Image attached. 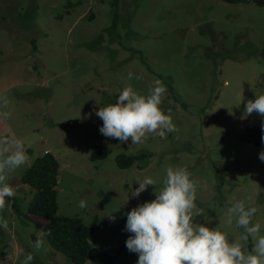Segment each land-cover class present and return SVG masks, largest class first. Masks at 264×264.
I'll use <instances>...</instances> for the list:
<instances>
[{
    "label": "rangeland",
    "instance_id": "1",
    "mask_svg": "<svg viewBox=\"0 0 264 264\" xmlns=\"http://www.w3.org/2000/svg\"><path fill=\"white\" fill-rule=\"evenodd\" d=\"M113 1L0 0V100H7L0 112L10 113L0 116V138L20 139L28 155L25 166L7 174L22 212L33 192L21 174L49 151L59 162L58 214H80L94 226V248H120L112 264H136L138 255L125 246L126 213L155 198L168 167H183L197 185L203 213L197 222L210 219L208 227L250 251L254 242L242 241L236 218L229 224L226 214L238 201L256 207L252 223L264 235V162L258 158L264 141L241 140L245 126L262 131L264 120L244 114L245 103L264 94V4ZM157 80L167 89L160 107L175 132L163 139L149 134L137 145L99 132V107L115 103L128 86L147 95ZM95 144L109 149L106 158L90 159ZM120 153L149 157L119 168ZM145 176L156 184L126 202L138 186L133 179ZM30 217L10 204L0 209L8 223L0 228V264H22L28 253L31 264H73L44 237L43 247H34L42 232L35 222L45 220Z\"/></svg>",
    "mask_w": 264,
    "mask_h": 264
},
{
    "label": "clouds",
    "instance_id": "2",
    "mask_svg": "<svg viewBox=\"0 0 264 264\" xmlns=\"http://www.w3.org/2000/svg\"><path fill=\"white\" fill-rule=\"evenodd\" d=\"M128 79H132L131 73ZM166 91L159 80L147 95L138 93L131 86L123 88L115 103L95 111L103 122L99 132L107 138L117 139L120 144L130 140L132 145L143 143L149 134L163 139L175 132L171 115L160 107ZM0 106L7 107V100H0ZM254 112L264 117V94L245 103V117ZM0 116L7 119L10 113L0 112ZM261 128L264 131V120ZM258 158L264 162V151ZM27 163L28 155L20 139L0 138V209L15 195L7 174ZM165 176L163 186L154 192V199L139 203L126 213L124 231L130 235L125 246L129 252L138 255L136 264H264V235H261V225L252 223L256 207L238 201L227 209V223L231 224L235 217L237 227L243 230L240 239L248 241L251 238L254 242L251 250L245 252L240 243L229 242L223 232L208 227L210 219L197 222L196 218L203 213L196 205L197 185L186 168L168 167ZM133 182L138 186H131L126 202L140 197L156 184L151 176L137 177ZM79 207L85 208L86 202L81 200ZM110 218L115 219L111 215ZM0 228L7 229V221L0 219ZM46 235L47 232H41V238L34 242L37 250L43 247ZM33 258L28 253L22 264H31Z\"/></svg>",
    "mask_w": 264,
    "mask_h": 264
},
{
    "label": "trees",
    "instance_id": "3",
    "mask_svg": "<svg viewBox=\"0 0 264 264\" xmlns=\"http://www.w3.org/2000/svg\"><path fill=\"white\" fill-rule=\"evenodd\" d=\"M228 3H237L244 0H223ZM116 5V0L112 3ZM262 137L260 128L254 125L244 127L241 140L258 145ZM109 154V149L101 144L92 146L90 159H104ZM149 157L147 154L120 153L115 157V163L119 168H127L138 161ZM140 166V165H139ZM59 162L49 151L38 156L21 174L20 182L27 185L33 192L27 202V207L22 212L16 196L6 201L13 211L27 220L30 216H37L45 220L35 222V227L47 232L44 236L50 247L66 257L73 264H84L87 261H95L98 264H112L120 255V248L99 250L94 248L90 239L96 228L86 224L80 214L71 216L58 214L57 184ZM36 239V237H34Z\"/></svg>",
    "mask_w": 264,
    "mask_h": 264
},
{
    "label": "water",
    "instance_id": "4",
    "mask_svg": "<svg viewBox=\"0 0 264 264\" xmlns=\"http://www.w3.org/2000/svg\"><path fill=\"white\" fill-rule=\"evenodd\" d=\"M259 4H264V0H257Z\"/></svg>",
    "mask_w": 264,
    "mask_h": 264
},
{
    "label": "flooded vegetation",
    "instance_id": "5",
    "mask_svg": "<svg viewBox=\"0 0 264 264\" xmlns=\"http://www.w3.org/2000/svg\"><path fill=\"white\" fill-rule=\"evenodd\" d=\"M244 1H245V0H244ZM252 1H254L255 3H258L257 0H252Z\"/></svg>",
    "mask_w": 264,
    "mask_h": 264
}]
</instances>
